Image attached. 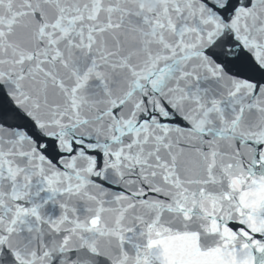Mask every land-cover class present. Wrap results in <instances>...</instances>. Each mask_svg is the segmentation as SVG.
<instances>
[{"label":"water","instance_id":"obj_1","mask_svg":"<svg viewBox=\"0 0 264 264\" xmlns=\"http://www.w3.org/2000/svg\"><path fill=\"white\" fill-rule=\"evenodd\" d=\"M0 264H264V0H0Z\"/></svg>","mask_w":264,"mask_h":264}]
</instances>
